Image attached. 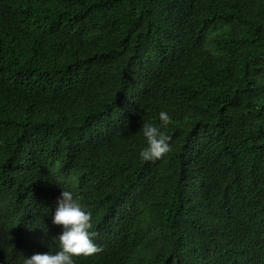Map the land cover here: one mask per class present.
<instances>
[{"label": "trees", "instance_id": "16d2710c", "mask_svg": "<svg viewBox=\"0 0 264 264\" xmlns=\"http://www.w3.org/2000/svg\"><path fill=\"white\" fill-rule=\"evenodd\" d=\"M62 190L75 264H264V0H0V264L58 250Z\"/></svg>", "mask_w": 264, "mask_h": 264}, {"label": "clouds", "instance_id": "9594fccd", "mask_svg": "<svg viewBox=\"0 0 264 264\" xmlns=\"http://www.w3.org/2000/svg\"><path fill=\"white\" fill-rule=\"evenodd\" d=\"M159 120L160 126L148 122L142 124L146 146L140 150L139 157L145 162L160 159L171 150L169 143L171 137L161 131V127H167L169 124L170 116L161 111ZM51 219L54 225L62 228L57 236L58 250L25 256L23 264H75L74 257L88 256L101 251L95 243L96 233L91 230L93 227L91 213L81 206L71 191H61L51 212Z\"/></svg>", "mask_w": 264, "mask_h": 264}]
</instances>
